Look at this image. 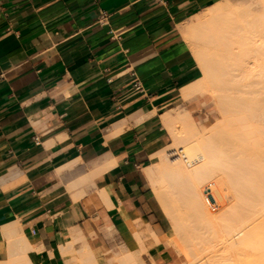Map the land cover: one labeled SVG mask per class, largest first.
Segmentation results:
<instances>
[{"label": "crops", "instance_id": "crops-1", "mask_svg": "<svg viewBox=\"0 0 264 264\" xmlns=\"http://www.w3.org/2000/svg\"><path fill=\"white\" fill-rule=\"evenodd\" d=\"M218 1L0 0V263L173 264L146 168L199 76L179 24Z\"/></svg>", "mask_w": 264, "mask_h": 264}, {"label": "bare ground", "instance_id": "bare-ground-1", "mask_svg": "<svg viewBox=\"0 0 264 264\" xmlns=\"http://www.w3.org/2000/svg\"><path fill=\"white\" fill-rule=\"evenodd\" d=\"M179 28L192 44L202 74L178 95L185 100L209 92L220 119L201 131L188 109L171 107L161 115L172 147L153 151L146 170L165 186L161 203L172 224L167 236H181L182 241L176 239L188 258L182 264H264V0H221ZM225 190L232 191L231 200ZM218 240L225 253L218 243L221 253L208 254ZM10 252L0 264L27 260L21 263ZM123 255L121 264H140L130 253ZM85 257L83 264H94Z\"/></svg>", "mask_w": 264, "mask_h": 264}, {"label": "rangeland", "instance_id": "rangeland-1", "mask_svg": "<svg viewBox=\"0 0 264 264\" xmlns=\"http://www.w3.org/2000/svg\"><path fill=\"white\" fill-rule=\"evenodd\" d=\"M235 1V0H234ZM201 12H202V10H201ZM179 31H180V33H181V36H182V38L188 43V45H189V47H190V49L192 50V53L194 54V51H193V46H192V44L188 41V40H186L185 38H184V35H183V32H182V30L179 28ZM194 56V55H193ZM195 57V56H194ZM195 60V63H196V65H197V68H198V72H199V76L202 74V70H201V68L199 67V65H198V62H197V59L195 58L194 59ZM171 106H174V111H176V110H180V109H188L189 111H190V113H191V115L193 116V118L195 119V122H196V125L198 126V129L199 130H201V131H203V130H205V128H207V126H209V123H215L217 120H219L220 119V114L218 113V111H217V108L215 107V102H214V99L212 98V96L210 95V93L209 92H207V91H203L202 93H199V94H196L194 97H191V98H189V99H176L169 107H171ZM179 122H177V123H175V125L177 126V128L179 127L180 128V126H181V124L179 123ZM263 123H264V120H263ZM180 125V126H179ZM178 128V129H179ZM209 131V130H208ZM165 136H166V139L164 140V144L162 145V147L163 148H165L166 149V146L167 145H170L169 147H172V139H171V137H170V135L168 134V132L167 131H165ZM216 140V139H215ZM225 140V139H224ZM223 140V141H224ZM225 142L226 143H224L223 142V145L225 146V145H227V149H230L229 148V145L227 144L228 143V141H227V139L225 140ZM223 146V147H224ZM169 147H167V149L169 148ZM226 147H224V149H225ZM175 149H176V146H175ZM172 156H174V155H172ZM171 156V157H172ZM170 157V156H169ZM180 163L183 165V166H185L184 165V162L182 161V159H180ZM186 168H189V167H186ZM207 184V183H206ZM205 183H203V185H202V187L204 186V185H206ZM158 185V186H157ZM157 185H156V188H158V189H156V188H154V192H155V196H156V199H157V201L158 202H160V204H161V206H162V211H163V213L166 215V217L168 218V216H167V214H166V208L163 206V193H164V184H162V183H160L159 181H158V183H157ZM161 186V187H160ZM163 186V187H162ZM226 192H230L231 194H228V193H226L225 194V196H227L228 197V200H231L232 199V197H231V195H233L232 194V191L230 190H225ZM161 193V194H160ZM225 193V192H224ZM161 195V196H160ZM161 199V200H160ZM161 201H162V203H161ZM216 208H217V206H216ZM215 208V209H216ZM180 210V214H182V215H185V210L184 209H179ZM168 220H169V218H168ZM170 221V220H169ZM172 229V224H171V222H170V230ZM169 230V231H170ZM168 231V232H169ZM167 234L168 233H166L165 235H163L164 237H165V239H166V241L165 240H162V241H165V242H167V243H169L175 250H176V252H177V254H178V257H176V258H174L173 259V264H182V263H185L187 260H186V258H187V256L185 257L184 255H185V250H184V246H183V244H182V242H180V244H179V241L181 240V236L178 238V236H176V234L175 233H172V234H170L169 236H167ZM176 238H178L179 239V241L176 239ZM210 240H213L214 241V239L213 238H211ZM182 241V240H181ZM219 241L220 240H218V241H216V245L215 246H217V248H215L214 250H216V251H214V250H212L211 249V247H209L210 246V243L209 242H206V243H204V245H203V247H206V248H208V249H210V250H208V249H206V251L208 250V254H210V253H214V252H216V253H225V245L224 246H221V244L222 243H219ZM221 242V241H220ZM177 243V244H176ZM209 243V244H208ZM220 245H219V244ZM182 244V245H181ZM225 244V243H224ZM179 245H180V247H179ZM207 245V246H206ZM218 245H219V247H218ZM183 247V248H182ZM180 248V249H179ZM221 250V252H220V250ZM223 248V249H222ZM218 249V250H217ZM181 250V251H180ZM206 251H204V252H206ZM212 251V252H211ZM228 251L229 252H232L230 249H228ZM191 252V251H190ZM194 252H196V251H194ZM202 252V251H201ZM200 252V253H201ZM204 252H202L203 253V255H206ZM192 253V252H191ZM201 253V254H202ZM188 259V258H187Z\"/></svg>", "mask_w": 264, "mask_h": 264}, {"label": "built area", "instance_id": "built-area-1", "mask_svg": "<svg viewBox=\"0 0 264 264\" xmlns=\"http://www.w3.org/2000/svg\"><path fill=\"white\" fill-rule=\"evenodd\" d=\"M106 13L105 12H103L102 13V19H106ZM133 86L135 87V88H139V86H140V82L139 81H135L134 83H133Z\"/></svg>", "mask_w": 264, "mask_h": 264}]
</instances>
